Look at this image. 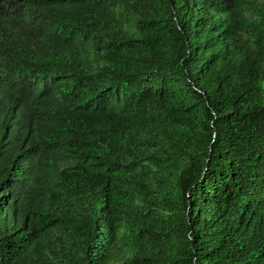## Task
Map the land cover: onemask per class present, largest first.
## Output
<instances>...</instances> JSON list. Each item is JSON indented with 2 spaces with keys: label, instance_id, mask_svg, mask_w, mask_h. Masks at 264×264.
<instances>
[{
  "label": "trees",
  "instance_id": "1",
  "mask_svg": "<svg viewBox=\"0 0 264 264\" xmlns=\"http://www.w3.org/2000/svg\"><path fill=\"white\" fill-rule=\"evenodd\" d=\"M0 264H264V0H0Z\"/></svg>",
  "mask_w": 264,
  "mask_h": 264
}]
</instances>
